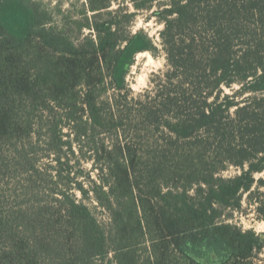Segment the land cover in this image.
<instances>
[{"label":"trees","instance_id":"16d2710c","mask_svg":"<svg viewBox=\"0 0 264 264\" xmlns=\"http://www.w3.org/2000/svg\"><path fill=\"white\" fill-rule=\"evenodd\" d=\"M114 1L88 0L74 36L35 0H0V264H263L264 241L221 209L248 194L264 218V0H171L161 49L131 31L158 0ZM143 52L167 70L129 100Z\"/></svg>","mask_w":264,"mask_h":264},{"label":"rangeland","instance_id":"374dc122","mask_svg":"<svg viewBox=\"0 0 264 264\" xmlns=\"http://www.w3.org/2000/svg\"><path fill=\"white\" fill-rule=\"evenodd\" d=\"M41 4L42 8L46 10L48 15L51 17V21L54 25L62 30L69 31L72 35L77 36L79 32V23H86L87 18L93 19V15L96 13L89 12L88 0H35ZM171 0H158L154 3L149 10H144L136 13L134 24L132 25L131 31L136 34L140 30H144L146 33L154 39L157 46L162 48L161 33L164 30L163 19L164 16L161 11L170 4ZM124 1L119 0L118 2L112 3V8L109 11H113L119 7ZM125 4V9L131 13L135 12V9L130 1ZM90 31L85 29L83 34L88 35ZM235 52L238 53V48L235 47ZM167 70V61L164 53L158 54L157 57H153L148 52H143L135 55L132 58V65L127 74V84L132 93L129 95V100L136 99L140 95H145L151 88V80L154 75L160 74ZM240 86L238 84L233 85L232 88L224 87L225 95L232 97L235 101L242 102L243 98L237 94ZM113 93V90H110ZM245 97H252L250 94H246ZM264 97V95H259ZM247 99V98H246ZM232 109V114H234ZM109 143V140L107 141ZM77 155H79V149L76 148ZM86 151V150H85ZM47 161V160H46ZM73 161L75 164V170L84 173L85 185L87 189L91 188V184L87 177L90 175L92 180L97 181V172L93 169V163L88 159H79ZM79 162V163H78ZM45 160L40 161L38 167H44ZM240 174V170L235 167H230L227 171H224L222 176L224 178L232 177ZM256 179L263 177V174H257ZM264 191V188L261 190ZM81 198V195L78 194ZM248 194L243 198V209L242 210H231L229 208L222 207V218L221 221L236 225L242 228L244 231L253 230L257 235L264 241V218H258L256 213V206L250 205L248 202ZM50 200L48 197L41 196L37 200V207L43 205L46 201ZM86 203L93 210L95 216L99 222L103 223L104 226L110 227L109 213L103 208L99 207L95 198L90 195V198L86 200ZM112 257V256H111ZM106 264H109V260ZM261 259L264 264V249L261 254ZM96 264H100L97 262Z\"/></svg>","mask_w":264,"mask_h":264}]
</instances>
